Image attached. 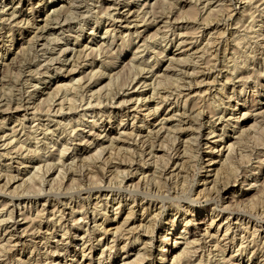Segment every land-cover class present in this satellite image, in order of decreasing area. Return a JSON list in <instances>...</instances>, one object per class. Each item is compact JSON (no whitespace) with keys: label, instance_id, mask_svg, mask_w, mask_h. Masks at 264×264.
<instances>
[{"label":"rangeland","instance_id":"obj_1","mask_svg":"<svg viewBox=\"0 0 264 264\" xmlns=\"http://www.w3.org/2000/svg\"><path fill=\"white\" fill-rule=\"evenodd\" d=\"M186 241L264 264V0H0V264Z\"/></svg>","mask_w":264,"mask_h":264},{"label":"bare ground","instance_id":"obj_2","mask_svg":"<svg viewBox=\"0 0 264 264\" xmlns=\"http://www.w3.org/2000/svg\"><path fill=\"white\" fill-rule=\"evenodd\" d=\"M67 9V8H66ZM56 12V11H55ZM57 13V12H56ZM60 13V12H59ZM58 13V14H59ZM58 14H56V15H58ZM109 14V13H108ZM60 16H61V14H59V18H60ZM65 17V16H64ZM57 18V17H56ZM54 19V18H53ZM58 19V18H57ZM57 21V20H56ZM144 22V21H143ZM43 30V29H42ZM105 33H107V32H105ZM181 43V42H180ZM64 48V47H63ZM66 49V48H65ZM118 58V57H117ZM79 60V59H78ZM187 60V59H186ZM45 63V62H44ZM137 65V64H136ZM139 70V69H138ZM192 75V74H191ZM168 76V75H167ZM155 77V76H154ZM170 78V77H169ZM228 79V78H227ZM132 82V81H131ZM172 82V81H171ZM154 83V82H153ZM159 83H160V81H159ZM106 85V84H105ZM148 85V84H147ZM156 86V85H155ZM154 90V89H153ZM157 91V90H156ZM151 92V91H150ZM156 93V92H155ZM108 95V94H107ZM165 98V97H164ZM143 99H145V98H143ZM121 101V100H120ZM140 101V100H139ZM144 102V101H143ZM147 104H146V100H145V104H144V106H146ZM149 106V105H148ZM195 107V106H194ZM144 108V107H143ZM147 108V107H146ZM241 108V107H240ZM148 109V108H147ZM155 110H157V109H155ZM34 111V110H33ZM149 111H150V109H149ZM152 111V110H151ZM148 112V111H147ZM157 111H155L154 113H152L153 115L156 113ZM187 113V112H186ZM148 114H151V113H149L148 112ZM244 114L245 113H243V116H244ZM170 117H172V115H170ZM198 117V116H197ZM166 118V117H165ZM219 119V118H218ZM162 125V124H161ZM163 126V125H162ZM161 127V126H160ZM177 127V126H176ZM170 129V128H169ZM179 129V128H178ZM178 129H176V131L178 130ZM158 130V129H157ZM159 130H161V128L159 129ZM158 130V131H159ZM163 130V129H162ZM181 130V129H180ZM166 131V130H165ZM175 131V130H174ZM215 133V132H214ZM120 134H121V131H120ZM129 134H131V133H129ZM128 133L126 134V133H123L122 135H125V136H127V135H129ZM172 135V134H171ZM174 135V134H173ZM130 136V135H129ZM167 136V135H166ZM258 137V136H257ZM217 141V140H216ZM234 142V141H233ZM234 143H236V142H234ZM101 146V145H100ZM227 146H228V144H227ZM112 147V146H111ZM161 147V146H160ZM159 148V147H158ZM230 149H232V143H230L229 144V150ZM97 150H98V148H97ZM99 150H100V148H99ZM93 152H95V151H93ZM99 152V151H98ZM98 152H96V153H98ZM191 152V151H190ZM101 153V152H100ZM231 153V152H230ZM151 154V153H150ZM231 156V155H230ZM138 159V158H137ZM117 161V160H116ZM183 161V160H182ZM181 161V162H182ZM185 161V160H184ZM122 162V161H121ZM181 162H180V164H181ZM187 163V162H186ZM129 164H130V162H129ZM182 165V166H181ZM180 165V167L182 168L183 167V165H184V162H182V164ZM230 168V167H229ZM181 170V169H180ZM179 170V171H180ZM227 171V170H226ZM75 172V171H74ZM125 173V172H124ZM229 173V172H228ZM8 175V174H7ZM227 175V174H226ZM60 177V176H59ZM167 178V177H166ZM216 180V179H215ZM226 180V179H225ZM118 185V184H117ZM158 185V184H157ZM41 193V192H40ZM131 215H133V211H131L130 213H128L127 214V216L125 217V219H124V222L121 224V225H114L115 227H113V229H112V232H120L121 234H125V235H128V234H130V233H137V231H138V229H141V227H142V224L141 223H139V224H137V225H135L134 223L132 224V222L134 221H132V222H129L128 220H130V219H132L131 218ZM123 224H124V227H127L128 225H130L131 224V226L130 227H128V228H124L123 227ZM153 224V223H152ZM230 225V224H229ZM228 227V226H227ZM112 228V227H111ZM228 229V228H227ZM227 229H225L224 230V232H225V234L224 235H227L226 233L228 232L227 231ZM107 230V229H106ZM114 230V231H113ZM24 231V230H23ZM146 231V230H145ZM25 232V231H24ZM206 232H208V231H206ZM111 233V232H110ZM114 234H116V233H114ZM22 235V234H21ZM207 235H209V234H207ZM129 237V236H128ZM133 237V236H132ZM134 239H133V243L132 244H134L136 241H138L137 239L139 238L138 237V235H136L135 237H133ZM165 238V237H164ZM13 239V238H12ZM240 239V238H239ZM240 241V240H239ZM14 242V241H13ZM17 243V242H16ZM19 244V243H18ZM190 244H192V245H194L195 243H193V241H190V242H188V241H186V245H185V248H183V250L181 251V253L179 254L178 253V255H176V256H174L173 258H172V262H171V264H174V263H176L178 260H179V258H180V255H182L184 252H185V254H189V253H192L193 251H194V253H195V250H191V248H194V247H190ZM143 245H144V247L145 246H147V244H146V242L145 243H143ZM188 245H189V248L187 249V247H188ZM11 246H13V245H11ZM126 246V245H125ZM45 247V246H44ZM160 247H162V246H160ZM122 249V248H121ZM145 249V248H144ZM143 249V250H144ZM164 250L163 248H160V250ZM102 252V251H101ZM145 251H143V252H140V249H138L137 250V252L135 253V256L133 257V259H132V261L130 260V261H128V259L127 258H122V259H120V262H119V264H139V263H141L142 261H144V258L146 259V256L148 255V254H145L144 253ZM91 253V252H90ZM100 255V254H99ZM160 255H161V261H162V263H163V261L166 259V254H164V253H161V251H160ZM92 255H90V257L88 258V261L85 263V264H95V260H94V257L92 258L91 257ZM179 256V257H178ZM177 258H178V260H177ZM16 259V258H15ZM96 259V258H95ZM100 261V260H99ZM83 262V261H82ZM112 262H114V259H112V261L110 262V263H112ZM98 263H100V262H98ZM81 264V263H80Z\"/></svg>","mask_w":264,"mask_h":264}]
</instances>
